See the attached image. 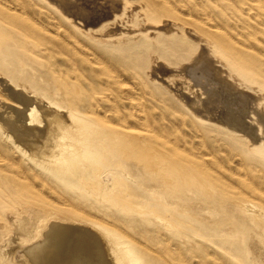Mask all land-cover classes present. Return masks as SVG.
Instances as JSON below:
<instances>
[{
	"label": "rangeland",
	"instance_id": "1",
	"mask_svg": "<svg viewBox=\"0 0 264 264\" xmlns=\"http://www.w3.org/2000/svg\"><path fill=\"white\" fill-rule=\"evenodd\" d=\"M74 1L70 3L76 4ZM136 1L130 6L139 4L144 7L139 11H151L143 19L147 18L158 28L167 18L179 19L186 25H182L179 32L174 28L168 32L155 27V37H151L154 33L151 31L149 35L137 34L127 42L112 38L100 44L85 34V24H88L87 30L101 28L98 18H102L99 15L105 9H111L110 0H81L82 3L79 0L90 10L97 8L95 11L100 12L87 17L93 20L88 19L84 25L77 22L78 27L45 0H0V125H8V129L2 126L7 134L0 126V264H20L24 259L35 264L28 251L44 242L53 224L66 227L64 231L67 234L68 230L71 236L67 235L72 240L65 249L67 256L56 255L50 264H55L56 260L69 262L77 238L91 244L88 250L82 246L79 258H83L81 254L85 257L90 254L94 258L92 264H113L105 236L89 223L114 230L138 244L136 246L154 257L157 264H264V216L254 219V213L242 211L240 206L248 205L264 212V141L259 147L243 144L211 123V117L208 120L196 117L186 103L192 98L183 89L186 86L181 88L184 91L177 88L176 81L183 76L170 73L166 76L170 84L165 86L164 81L154 75L152 63L159 55L171 68L187 70L188 74L192 66L204 60L202 63L208 65L209 70L216 65L226 73L223 59L213 53L208 56L211 60L207 58L209 63L205 59L199 61L200 50L207 45L200 42L198 36L202 33H199L203 32L205 37L211 35L207 24H215L227 38L223 45L229 44L234 50L238 47L252 57L253 70L243 75L246 81L243 93L249 91L264 96V0ZM16 30L32 34L33 43L25 42ZM6 38L30 46L31 52L22 68L17 61L5 62L2 44ZM211 39L218 38L212 34ZM218 44V49L226 53ZM28 76L31 82L35 81L36 85L38 82L49 93L56 85L55 79H60L65 95L72 98L73 93L76 100H80L82 115L97 117L118 131V136L104 134L95 138L99 158L89 164L85 172H80H84L87 179L100 180V193L110 200L97 202L88 198L81 183L70 178V182L64 184L59 172L37 166L28 157L31 153L28 144L42 145L43 140H39L42 138L37 133L44 131L47 117L58 112L46 109L40 88L14 87L13 82L26 81ZM177 90L184 95L181 102ZM26 101L32 104L29 109L34 107L41 117V124H30ZM223 104L215 106L219 108H214L217 110L214 112L220 111ZM252 104L249 109L254 110ZM202 108L199 111L210 116L211 111ZM58 114L62 119L63 115ZM251 119L258 120L257 117ZM259 127L264 138V124L259 122ZM33 130L37 133H32ZM131 133L138 135L133 138ZM21 138L28 142L24 144ZM16 140L23 147L28 146V156L16 149ZM113 193L127 198L134 195L143 211L111 202ZM158 212L165 216V222H158L155 215ZM35 215L45 225H36L34 221L35 227L32 223V230L19 236L18 223ZM36 227L40 229V236L35 241Z\"/></svg>",
	"mask_w": 264,
	"mask_h": 264
},
{
	"label": "bare ground",
	"instance_id": "2",
	"mask_svg": "<svg viewBox=\"0 0 264 264\" xmlns=\"http://www.w3.org/2000/svg\"><path fill=\"white\" fill-rule=\"evenodd\" d=\"M45 1L50 6L56 8L64 18H66L68 21L72 22L75 26L78 25L77 22H81V24L84 25L85 21L90 19L87 17L91 16V14H93L94 12H96V14L98 12H100V10L95 11V9H97V8H93L90 10L87 6H84L85 4L84 5L81 4L82 3L81 0H80L81 3H79V0H75L74 2H76V4L70 3L72 0H45ZM104 1L105 0H103V2ZM134 1H136V0H110L111 9H108V8L105 9V12L104 13L102 12L101 15H99L102 18L101 19L98 18V20H101L100 24H99V25H101V28H99L97 30H94V28H92L91 30L90 29L87 30L89 27H88V24H87V26L85 24V28H86L85 34L88 35L93 40H96L100 44L110 42L112 38L124 39L123 41L127 42V41H129L127 39L132 38L137 34H140L141 36L149 35L151 31L154 32L151 35V37H152L157 33L156 28L159 30L161 28H165L166 31H168V32H170L169 31L170 29L174 28L175 30H177L179 32L182 28L181 26L186 25L182 21L181 22L178 21L179 19L176 20L175 18L174 19L167 18V19L161 21V24H160L161 28L160 27L158 28L156 25L152 24L151 21L148 20L147 18L143 19V17L149 16L152 13L151 11H139V10H143V8H144V7H142V5H139V4H134V6H130V4H132ZM146 1L148 2V0H146ZM22 2H23V0H22ZM229 2H231V1H229ZM255 2H257V0H255ZM107 3H109V1ZM7 6H10V5H7ZM93 6H95V5H93ZM10 7L12 8V6H10ZM126 7H129L128 8L129 11L126 10ZM140 7H142V8H140ZM9 8L7 7V9H9ZM22 8H23V6H22ZM101 8L104 9L103 6ZM259 8L261 11L262 10L261 6ZM247 10H248V8H247ZM20 12H22V11H20ZM153 12L155 14H157L158 11H153ZM179 13H180V11H179ZM1 14H2V12H1ZM3 14H5V12ZM6 14H8V13L6 12ZM247 14L248 15H246V16H249V13H247ZM204 16H206V15H204ZM96 19H97V17H96ZM16 20H17V18H16ZM245 20H246V18H245ZM204 23H205V21H204ZM261 24H262V22H261ZM54 25H52V26H54ZM94 26L92 25V27H94ZM215 26H216L215 24L214 25L213 24H207V28H208L207 30L211 33V35L209 34L207 37H205L203 35V32L199 33V34L202 33V35L198 36L199 38H201L200 42L201 43L203 42L204 44L206 43L207 45H205L204 48L200 47L201 48V50H200L201 52H200V56H199L200 60L199 59L198 60L202 61V59H205V62H207L208 56L209 55L211 56V53H213L215 57H220V59H223L224 67L226 68V71H227L226 73H224L222 71V69L219 68V66L215 67L216 65L214 66L213 69H211V67H213V66H210V70H209L208 65H206V64L204 65L202 63V62H204V60H203L200 63V65L197 64V61H196L197 65L194 64V65H196L195 67L191 65L192 67H191V69H189L190 71L188 70L189 73L186 74L187 70L186 71L185 70L179 71V69L178 70L173 69V68H171L170 65L167 64V62L164 59H161L160 56L157 55V57H155L153 62H152L154 75L158 76L160 78V80L164 81L163 85H165L166 83L170 84L169 80L166 78V76L169 75L170 73H176L178 75L183 76L182 79H179V81H176V82H178L177 84L179 85L177 88L181 89L184 85L186 86V88L183 87V89L184 90L186 89L187 92L189 94H191V96H192V98L190 97L189 101L186 103H188V107L191 108V110L193 111L192 113L194 115H196V117L203 119V120H208L209 119L208 117H211L212 118L211 123H213L214 125H216L218 127L225 129L231 137L237 138L238 141H240L243 144L251 145L254 147H259L263 144V141H264V138H262L263 136L260 135V130H259V128H260L259 122L261 124H264V96H262L260 94L253 95L249 91H245L247 94L245 92L243 93V91L245 89L242 88V86L243 87L246 86V83H245L246 81H244L243 75H245L248 72L253 70L252 65H251L252 57L250 58V53L248 54L247 52H245V50L244 51L241 49L239 50L238 47L236 48V50H234L235 48L233 47L234 49H232L230 46H228L229 44L223 45L227 41V38H226L225 34L220 32V30L216 29ZM244 26H243V28H244ZM248 26H249V24H248ZM58 27H60V26H58ZM194 29H196V28H194ZM187 30H188V28H187ZM16 31L19 34H22V37L25 39V42L29 41V42L33 43L32 40L34 37L32 34L26 33L25 30H24V32H22L20 30H16ZM172 31H174V30L172 29ZM190 31H192V30H190ZM257 31H259V29H257ZM53 34H54V31H53ZM188 34H187V36H188ZM212 34H213V36H216L218 39H211ZM259 34H260V32H259ZM71 35H73V34H71ZM252 35H253V33H252ZM58 36H59V34H58ZM247 36H250V35L247 34ZM231 38L232 37H230V39ZM244 38H246V35ZM196 41H198V40H196ZM217 42L219 44H221V45L218 44V46L221 47L223 49V51L226 53H223L218 49ZM2 45H3L2 50L4 53V57H5V62L9 61L11 59L12 61H15V62L17 61L19 63V65L21 66V68L23 66H25V63H26L25 61L27 60V57L31 52L30 46H25L24 43L16 44L13 41H10L9 39L7 40V38H6V40L3 41ZM87 49H89V48H87ZM251 55L253 56V54H251ZM88 57H90V55ZM208 59H210V58H208ZM5 62L3 61V63H5ZM207 63H209V62H207ZM215 63H216V61H215ZM216 64H218V63H216ZM185 66L186 65H184V67ZM187 67L190 68V66H187ZM116 72L117 71H115V73ZM9 74H10V72H9ZM151 74H153V73H151ZM178 75H176V77H178ZM115 77L116 76H114V78ZM151 77H153V76L151 75ZM158 77H156V78L158 79ZM172 77L174 78V76H172ZM32 79H34V78H32ZM55 80L57 82H56L55 87H53L52 91H50L51 94L47 90L42 89V87L40 86V84L38 82H37V85L35 84V81L31 82L30 77L26 78V81L22 80L23 82H18V83L13 82V84L15 85L14 87H17V88L25 89L27 86H29L33 89L40 88L41 96L43 97V100L42 99L41 100L43 103L46 104V107H47L46 109L58 111V112H56L55 115L51 114L47 117V119H46L47 122L45 121L46 125H45L44 131H42V132L38 131V133L36 132L37 136L42 138V139H39V137H38V139L40 141L43 140L41 142L42 145H39L37 143L38 140H37V142L32 140L34 143L35 142L37 143V145L35 144L36 146L34 144H33L34 145L33 146V145H31V143L30 144L27 143L29 146L28 149L31 150V153L28 152L30 154L29 156L27 155V147H28L27 145H26L27 147L25 148V147H23V144L19 143V140L18 141L16 140L14 146L16 147L17 150H19L21 153H23V155L28 156L30 158V160H32V162H34L35 165L43 166L47 170H50V172H59L60 173L59 179L61 180L62 183L68 184L70 182V178H72L73 182L76 181L79 184L81 183L85 187V189L87 191L86 195L88 198H91L97 202L98 201L103 202L105 200L108 201L110 199H107L106 195L104 196V194L100 193V180L94 181V180L87 179L84 172L89 168V166H90L89 164H94L99 158V153L96 150V145H95L97 140H95V138L98 139V137H101L104 134H107V136H110V135L118 136L119 133L117 130L111 129L104 122H102V120H100L97 117L95 119L94 117H92L90 115H82L80 113V108L82 105L80 102H78L80 100H76V97L73 93L70 94L72 96V98H70L69 95L67 97L65 95V92L63 91V88L61 87V85H62L61 80L58 78H56ZM226 80L227 81L229 80L231 82V84L229 81H228L229 83L226 82ZM123 83H124V81H123ZM137 85H135V86H137ZM167 86H170V85H167ZM136 88H134V89H136ZM138 88L140 89V87H138ZM183 89H181V90H183ZM173 91H175V90L173 89ZM172 92H170V93H172ZM176 92H175V94H176ZM177 94L176 95L178 97H180V98H178V99H180L179 102H181V99L184 98L183 97L184 95L182 96V92L180 90L178 91ZM130 95H131V93H130ZM135 95L136 94H134V96ZM130 97H132V95ZM203 97H205L207 99L204 100ZM15 98L18 99V96H16ZM222 98L225 99V100H223L224 104L221 101ZM123 99H124V97H123ZM26 102H27L26 109L28 111L29 107L32 104L29 105V102L28 101H26ZM220 102H221V104H223L222 108L220 109V111L214 112V110H215L214 108H217L215 106H217ZM39 104H41V103H39ZM251 104L253 107L255 106L254 110L249 109V106ZM203 106H205V107H203ZM202 107L204 108V110H208L209 112L211 111L210 116L205 115V111H204V113H203V111H199V110H201L200 108H202ZM218 108H217V110H218ZM31 109H29V115H28L29 120H30V124H32V125L37 124V123L41 124V120H40L41 117H38L34 107H31ZM22 110H25V109H22ZM217 110H215V111H217ZM58 113H61L63 115L62 119H61V116H58L59 115ZM14 117H16V115ZM252 117H257L258 120L251 119ZM26 118H27V116H26ZM121 120H123V119H121ZM105 122H107V121H105ZM123 122H124V120H123ZM10 123H9V126H11ZM23 124H24V122H23ZM143 124H145V123H143ZM4 125L5 124L3 123L2 126H4ZM2 126H1V128H2ZM7 126L5 125L6 129H8ZM138 126H140V125H138ZM17 127H18V125H17ZM140 127L144 128V125L141 124ZM2 129H3L4 133L7 134L6 129H4V127ZM22 129H23V127H22ZM124 129L127 130V128H125V127H124ZM17 131H18V129H17ZM29 131H30V129H29ZM29 131H28V133H29ZM12 132H14V131L12 130ZM32 133H35L34 130ZM19 134H20V132H19ZM131 134H132L131 137H133V138L138 135V133H131ZM21 135H22V133H21ZM21 135H20V137H21ZM31 136H34V135H31ZM10 137H12V136H10ZM28 137H27V139H28ZM35 137H36V135H35ZM23 138H21V139L23 140ZM199 138H201V136ZM17 139H19V136ZM21 139H20V142H21ZM27 139L23 140L24 144H25V141ZM32 141H30V142H32ZM23 142H21V143H23ZM26 142H28V141H26ZM199 153H197V154H199ZM202 154H200V155L201 156L205 155V154H203V155ZM191 155L193 156V154H191ZM186 161H187V159H186ZM191 162H193V161H191ZM85 164H86V166H84ZM81 171H84V172L82 174H80ZM20 173H21V169H20ZM258 190H260V187ZM37 196H41V194L37 195ZM57 200H59L58 197H57ZM111 202H117V203L121 204L122 206L130 205L131 207H135L139 211L142 210L139 208V206H138L139 204L137 203L135 196L132 194L130 195V198H127L125 195H122L119 193H113ZM60 203H62V201ZM62 205H64V204H62ZM68 206H70V205H68ZM240 206H241L242 211H245V212L248 211V212L254 213V215H253L254 219H256V218L262 219V217L264 216V212H262V210L260 208L256 209V208H252L251 206H248V205L247 206L240 205ZM74 208H75V206H74ZM77 210H78V208H77ZM155 215L157 216L158 222H163V221L165 222L166 219H165L164 215H162L159 212L155 213ZM34 221L36 222V225L37 224L38 225L44 224V222L41 220V218H39L37 215H35L33 218L32 217H25L24 220L19 222L18 225L16 226V232L19 234V236L26 234L30 229V225L34 224L33 223ZM89 224L93 229L97 228L105 236V238H106L105 244H106L107 253H108L110 259L112 260L113 264H157V260L154 257L148 255L145 251H143L141 248L136 246L138 244L135 245L132 241L123 237L118 232L111 230V229H108V228H105V227H102L98 224H93V223H89ZM33 226L35 227V224ZM34 227H33V229H34ZM65 228L59 224H53L49 228L47 233L45 234L44 242L40 246L38 245L36 247H32L28 251L29 252L28 254L32 257V258L30 257L31 260L35 264H50L49 262L52 261V259L56 255H61V256L66 255L67 250L65 251V249L68 248L69 242L72 239L69 240L70 237L68 235H70V234H68V230H66L68 235L66 234V232L64 231ZM36 229H38V228L36 227ZM69 229H70V227H69ZM30 230H32V228ZM34 232H33L34 239L36 241V239H38L40 236V229H38ZM70 232H71V230H70ZM29 234H31V233L29 232ZM72 235H73V233H72ZM77 239L78 240H77V243L74 247V250H72V252H73L72 256H70V261L68 259L69 262H67V263L65 262V263L66 264H69V263H71V264H92L94 258H91L90 254H89V256L87 255V257H85L83 254H81V256H83V258L82 257L79 258V256H78V253H80L82 246H84V248H87V250H88V248L91 246V244H87V242L82 243V241L80 240L81 238H77ZM171 252L172 251H170V253ZM99 254H100V252H99ZM94 256H95V253H94ZM97 256L100 257L99 255H97ZM63 258H65V257H63ZM64 260H66V258ZM101 260L102 259L100 258V261ZM65 263H63L59 260L58 261L56 260V262H55V264H65ZM20 264H30V263H29V261H26L24 259V260H22V262Z\"/></svg>",
	"mask_w": 264,
	"mask_h": 264
}]
</instances>
